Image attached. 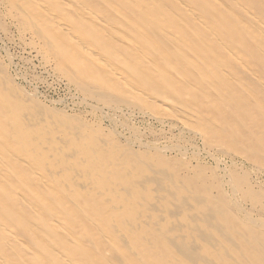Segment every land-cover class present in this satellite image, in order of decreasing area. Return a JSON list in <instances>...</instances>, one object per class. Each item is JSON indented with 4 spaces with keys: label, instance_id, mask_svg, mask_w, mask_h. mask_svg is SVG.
<instances>
[{
    "label": "rangeland",
    "instance_id": "obj_1",
    "mask_svg": "<svg viewBox=\"0 0 264 264\" xmlns=\"http://www.w3.org/2000/svg\"><path fill=\"white\" fill-rule=\"evenodd\" d=\"M0 1V15L2 16H0V70L2 71L0 73V122L5 119L3 115L6 117L9 115V118L13 119L11 116L15 107H20V110L24 109L23 112H26L27 109L32 110V108H34L31 112L36 113L33 115L30 112H27L28 114L26 113L25 117H27L30 113V115H33L31 116L32 119H35V116H37L36 119L39 118L40 120V118H42L41 121L44 120V123L41 121L37 122L39 120H36L37 124H35V122H33V124L28 121L30 125L29 129H31V125L33 128L30 133L28 132L25 135L28 138H31L30 136H32L34 139L44 137L46 138L45 140H49V142L52 138L53 144L55 141L61 143L64 142L66 144L68 142L67 140H69V138H71V136L74 134L77 139L73 135L72 139H70L69 142L72 143L73 141H77V135H79V140L77 141L78 145L75 149L80 148L81 150L86 146L85 149L88 150L87 152H91V149L94 150L95 148H98L97 145H99L101 147V151L99 150V153L96 154L99 156V160H104V164H102V166L104 165L105 167L103 168L99 165V169L96 167L97 164H93V166H91L92 164L90 165V163H87V165L86 163H83L82 165L84 166H81L82 169L85 168L83 169V171H85L83 174L88 176L85 177L87 179L84 178L85 175L82 176L83 183L86 184L88 182L87 186L90 185L89 187H87V191L93 189L96 191L98 189L95 188L98 187L100 188L99 191L101 192V187L104 189V184L101 185L103 179L106 180L103 181L104 183H108L111 181L112 177L113 179L115 178V184L117 185H114L112 179L111 184L105 183L106 189L109 186L111 187L107 190H121V187H119L118 185L120 184L121 186V184H124L122 186H124V190L127 191L128 188L126 185L128 181L132 180V178L130 177L129 179L123 174L124 172L121 173L122 168L120 167H123L125 165V163H122L125 160L132 162L134 160H148L151 158L149 160L150 163H155L153 169L158 173L159 171H161L160 173L163 175L162 178H165V181L162 182H165V184H163L165 185V187H163L164 190L160 191L161 181H154L155 183H151L152 180L150 182L147 180L148 184H146V186H143V188L138 187L135 191H127L129 195L131 193L132 196H135L133 197V199L137 198L140 200L144 197V200H140L141 204H145L147 198L149 200L148 204L154 205L155 202L157 203H155L156 206H152V210L150 209L151 211L149 215H151L152 219L148 220L151 221L149 225L145 228L143 227L139 228V230L137 229L138 232L136 231L130 237V249L127 247L124 241L119 243V246H125L124 250L127 253L130 252L131 254L135 252V257L137 256V260L141 258L143 264H156L159 262V260L164 259L165 260L162 262H164L165 264H206L207 262L210 263V261L212 262V264H264V226L260 228V226L264 223V86L262 85V83L264 84V0H180L181 2H177L179 0H71L78 9L82 10V7L87 8V19L84 20L73 10L69 11L68 15L67 13L65 14V18L69 21L72 28L77 32L76 34L80 37L79 39H81L82 43H86L87 45L92 46L91 48L96 49L98 53H100L101 55L103 54L105 57L110 58L111 54H121V67H123V63L129 66V64H132V62L134 61V58L140 56L142 53H145L144 55L148 56L147 58L152 61L154 66L148 68L145 75H149V79L153 83V85L151 84V86L144 84L143 86L142 84H140L142 90L141 92L144 95L146 94L144 97H137L132 94V96L130 97L128 96V92L126 91V89H123L124 87L121 86V89L119 88L120 85L119 87H117L118 85L112 88L107 87L105 84L107 81L105 70L102 67L100 68V66H98V64L93 61L94 59H91L88 54L84 53L83 51H81V49L75 46H72V51L69 50V58H71L68 63L72 74L76 75L77 79L68 77L73 75L69 74L67 76L66 73L64 74V71H62L57 66V62L54 63L56 60L53 55L40 49L37 39L34 38L35 36L31 34L33 28L31 29L30 24L26 20L18 16L19 11H10L9 0ZM3 4H5L6 6H3ZM183 4L186 7L188 6L189 9L186 8ZM187 9L189 11H187ZM189 12L192 13V15L197 19H200L199 24L198 22L194 21L196 19L193 18L192 15L189 14ZM202 20H205L206 23ZM23 21L26 24L23 23ZM90 22L95 26H92ZM200 23H202L204 26ZM100 26L105 27L106 31L101 30ZM207 27H210L208 28L210 30H208ZM114 29L116 31H114ZM31 35L32 37H30ZM60 38L62 42H68L65 36L61 35ZM128 38L130 39V42L135 43L134 48H132V51L134 50L133 52L127 50V46L130 43ZM222 48L223 50H221ZM28 51L30 54L28 53ZM77 54H79V56ZM43 55L45 59H43ZM85 55L87 57H85ZM6 56L11 62H8ZM46 56L49 57V61ZM79 57L81 58L79 59ZM88 58L91 60L88 61ZM91 61H93V63ZM74 63H76V65ZM161 63H164V65ZM121 67L119 68L122 69ZM161 68L168 74V76L162 73L159 74L158 70L160 71ZM101 69L103 70L101 71ZM96 70H98V72ZM155 71L157 72V74ZM224 71L225 76L222 75ZM13 72L15 74L17 73L16 77ZM251 72L253 73V75L250 74ZM3 73H5L6 75ZM176 73H179L183 77V79H170L172 77H170L169 75L175 76ZM155 74L157 75V77H159L160 75L162 78L158 80L157 78H155ZM230 76L232 80L230 79ZM255 76L261 80V83L258 82V79H256ZM78 77L81 81H84L87 84V89H81L78 86L79 83L77 82L80 81ZM94 80L97 81L95 82ZM160 81L163 82V84H166L167 87L160 84ZM18 86L20 87L18 88ZM77 87L79 89H77ZM101 88H103L104 90H102ZM118 90L120 91V93ZM177 90L179 91V93L175 94L174 91L178 92ZM162 91H165L163 92L164 94L172 95L179 100L177 104H175V106L177 107L175 109L179 114H182L179 110L187 111V109L189 110V108L192 107L198 108V115L196 117L199 119L198 122L201 124H199L201 126L199 128L202 129V137L199 138L198 136H194V134H190L186 130L182 129L181 125H179L174 118L167 117L166 113L161 108L157 111V108L155 109L154 105L151 102L149 103V99H154L155 97H157V92ZM125 93H127V95ZM12 94L15 98L12 97V99H10V97L13 96ZM17 94L19 97L17 96ZM22 94H25V97L27 99H30L31 97L32 98L30 100H27L23 97L24 95L22 96ZM152 94H154L155 96ZM26 95L29 97H27ZM177 95H181L182 98H178ZM202 95H207V100L203 101ZM115 96H117L120 100L116 99L117 97ZM230 96H233V98H230ZM234 96L236 98L238 96H242L243 98L237 101L235 100L236 98ZM122 97L124 98V100L121 99ZM190 98H193V100ZM225 98L229 100L225 101ZM100 99L102 100V102H100ZM21 100H26V103L24 101L26 106ZM75 101L78 102V104ZM21 102L23 103V107L21 106ZM34 103L38 105L37 108V105ZM87 103L90 104L87 105ZM132 103L135 104L132 105ZM102 104L104 105L102 106ZM5 105L6 108H4ZM127 105L128 107H126ZM30 106L32 108H30ZM185 107L187 108L185 109ZM38 108L40 109V111ZM41 109L43 110L41 111ZM138 109L140 112L138 111ZM37 111L38 113L41 112L42 115L40 116V113L38 114ZM131 111H133V114H131ZM147 111H151L149 114L156 113L164 115L163 118L165 119L163 120H165V122H167L168 124L164 123L166 125H163V123H157V121H155L154 119L146 117L148 116ZM9 112L11 114H9ZM244 112L245 117L243 116ZM52 113L55 115H53ZM105 113H107V115H105ZM44 115H48V119H45ZM49 115L51 116V122L55 121L53 124L50 123ZM54 117L58 121L53 120L55 119ZM184 119L187 120L188 118L186 117ZM212 120H216L215 122L218 124H216L215 122L213 123ZM63 121L65 122V124L67 122L68 126L71 125L73 127L74 125V127H71L72 129H69L70 127L68 128L67 125L64 127ZM10 122L12 121H9V126L13 125V127H19L17 122ZM45 122H47L48 125ZM58 122H60L61 127L58 126ZM78 122H81V124ZM51 124L53 126H56L51 127ZM173 124H175L176 126L174 127ZM222 124H224V126ZM40 125H43L44 127L42 126V128H38L37 126ZM110 128L114 131L112 132ZM176 128H178L179 130ZM242 128H244L245 130H242ZM58 130H60V132H58ZM69 130H72V133L73 130H75L76 132L80 130V133H76L74 131L75 133L71 135V132H69ZM180 130L182 132H180ZM242 131H245L246 134ZM57 132L61 134H58ZM186 132L190 135H188ZM35 134H37V136ZM48 134L49 136H47ZM247 134L248 136H246ZM11 135L12 134L10 133H7L5 135V138H7L9 142L7 143V146L13 142ZM56 136L61 140L56 138ZM54 137L56 138L55 140H53ZM62 137L64 139H62ZM201 138L202 142H200ZM137 140L140 141L138 142ZM69 142L67 143V146L64 147L65 149L67 147L71 148ZM85 142H87V144ZM103 143L106 144L104 145ZM0 144L2 145L1 142ZM107 145L109 148L107 147ZM150 145L154 148H152ZM169 145H171L172 147ZM155 147L157 148V150L155 149ZM195 148L198 150V152ZM135 149L138 152H136ZM42 151H45L44 153L46 154L50 152V150L48 151V149H42ZM81 153L82 152L77 153L78 157H80V155L81 157L83 156V153ZM107 153H109L110 155L108 156ZM130 153L133 154L131 155ZM136 154L137 156L134 157L133 155ZM48 155L47 157L45 156V161L47 162L46 165H52L54 167L57 166L55 167V169L57 170L62 169V167L64 168L63 165L65 160H63L62 163L63 158H58L56 157L57 155ZM14 156H10V164L13 167V170H19V172L22 173L24 179H26L28 170L30 169H28V167L27 169L26 167L22 169L18 166L16 158H20V152H16ZM153 156L155 157V159ZM48 157L50 158V160H48ZM59 157H62L61 153L59 154ZM54 158H58L59 163H57V159L55 160ZM117 158L119 159V162L115 160ZM70 161L72 163L74 162V160L72 161V158H70ZM13 163L15 165H13ZM60 163L62 164L60 165ZM214 163H216L217 166L213 165ZM115 164L117 165L115 166ZM142 165L143 164H138L139 174H137L139 176L140 174H142L141 176L145 177V171L143 169L144 165ZM28 166H30L31 168H33L34 166V169L36 167L38 169H43L39 164H35L34 158L29 161ZM60 166L62 167L59 168ZM109 168H111L110 171H108ZM87 169H91L94 172L88 170L90 173L87 174ZM95 169H98V171H96ZM62 171L60 170L58 172ZM71 171L72 170H70V173L69 171L68 173L66 172L64 176H62V174H64L62 173L59 176H55L56 178L54 177L56 182L55 188L57 189V191L59 190V193L56 195L57 197L55 198V200H48L49 203H51H48V205H50L51 207L54 206L59 208V206H62V204L69 206L70 204L74 205L75 203L79 207H76V212L88 211L87 213H91V206L89 208L87 207V204H91L89 195L83 197L82 195H85L84 193H82L84 190L80 191L77 185V187L73 185V181L71 179L72 177L70 175L73 174V172L71 173ZM102 172L103 175L106 174L104 175V177L103 175H100V173ZM93 173H96V176ZM97 173L102 177V179H100L101 177L97 176ZM67 175L68 177H65ZM93 176L95 180L96 177L98 179L96 180V183H92V181H90L93 179H91L90 177ZM124 177L127 179H125ZM229 177L230 179H227ZM14 178L15 175L11 177V181H14ZM58 178L62 180H59L58 182ZM107 178H110V180L108 181ZM151 178L147 176V179ZM69 180H71V183ZM95 180H93V182H95ZM119 180L120 182L118 184ZM228 181L230 184L228 183ZM226 182L228 185H225ZM61 183H64L65 186H63L64 184ZM90 183H92V185L95 184L94 186L97 187H91L92 185ZM98 183L99 185H101L100 187L97 185ZM172 183L173 185H171ZM60 184L61 187H59ZM18 185L27 193V197L29 199L28 202L34 207H41L45 202V199H47V195L49 194L42 186H36L34 188H38L37 190L40 193V195L37 194L39 198L36 199L35 196L32 197L33 193H30L29 187L26 188L22 184ZM66 185H69L70 187H67ZM231 185L232 189H234L235 191L230 188ZM144 188L146 191L144 190ZM107 190L105 191V193L107 192ZM72 191L74 194L72 193ZM109 191L106 194L100 193L99 198L101 196H105V198H101L106 199L107 201L110 197L109 195H107L110 194L111 191ZM33 192H35V190H33ZM147 192H150L148 196ZM59 194H61V197ZM125 194L126 192L122 191V193L120 194L121 198L125 196ZM153 195H155L156 197ZM138 196H140L141 198H139ZM157 196H159V198ZM172 198H175L176 200ZM56 199H61V202L65 203H61L60 205V200ZM119 200L120 199L118 198L112 201L110 204L113 206H115L114 204H116V206H118L120 205L118 203L120 202ZM197 201L201 202L198 203ZM182 203H184V205ZM173 204H175L176 206ZM233 205H235V207ZM165 207L168 211H166ZM47 209L48 208H46V206L42 207L43 211H47ZM118 212H120L119 214L117 213L118 216L115 213L116 217L114 218V220H116V222H118V219H121L123 216L126 218L125 221L134 220L131 215L129 216L127 206L124 208L122 207V209H119ZM246 212L248 213V216ZM24 214L26 215L27 213ZM249 216L255 221V224H253L254 222H252L253 220ZM248 218L252 223L248 222L250 221ZM171 219L173 220V223L171 222ZM152 221H155V223L153 224ZM215 229L219 231L215 232ZM194 234V240L192 241V235ZM179 235H182V238ZM227 235L228 238L226 237ZM203 236L204 238H202ZM226 238L229 240V242L226 240ZM136 239H139L144 243H146L147 241L145 239H148L149 248H147V251L141 250V248L136 244ZM33 240L34 239H31L29 241L35 242L34 245L36 246L38 242L36 243V241ZM162 243L164 244V246H162ZM196 243L198 247L200 246L199 249L196 246ZM252 245L254 246L252 247ZM192 246H194V248H197V250L201 252L199 253L196 249L191 252L193 249ZM186 247L188 249H186ZM105 249L107 251H105V253H107L105 254L106 263L112 262L115 264H122L119 259H116V256V262H114L115 260H113V258L115 253L110 251V248ZM109 255H111L113 258ZM144 255H146L145 258L143 257ZM184 256L186 258H184ZM200 256L201 258L199 259ZM167 259L170 260L167 261ZM206 260L208 261L206 262Z\"/></svg>",
    "mask_w": 264,
    "mask_h": 264
},
{
    "label": "bare ground",
    "instance_id": "obj_2",
    "mask_svg": "<svg viewBox=\"0 0 264 264\" xmlns=\"http://www.w3.org/2000/svg\"><path fill=\"white\" fill-rule=\"evenodd\" d=\"M76 1V0H75ZM82 1V0H81ZM1 2V1H0ZM138 2V1H137ZM177 2H181L180 0L177 1ZM6 3V2H5ZM183 3V2H182ZM87 4V3H86ZM85 4V5H86ZM1 5V4H0ZM5 4H3L4 6ZM8 5V4H7ZM112 5V4H111ZM110 5V6H111ZM149 5V4H147ZM151 5V4H150ZM184 5V4H183ZM182 5V6H183ZM6 6V5H5ZM82 6V5H81ZM84 6V5H83ZM139 6V5H137ZM185 6V5H184ZM112 7V6H111ZM129 7V6H128ZM186 7V6H185ZM6 8V7H5ZM188 8V6L186 7ZM8 9V8H7ZM9 9L10 11H13V10H16V11H19L18 12V16H20L22 19L26 20L29 24H30V27L31 29L33 28V30L31 31V34L33 36H35L34 38L37 39L38 43H39V46H40V49L41 50H44L45 52H48L50 54L53 55V57L55 58V62H57V66L62 70L64 71V74L66 73L67 76L69 74L73 75V76H68V77H72L74 79H77L76 75L72 74L71 72V69L69 68V61H70V58H69V53L70 51L69 50H73V47L72 46H75L79 49H81V51H83L84 53L88 54L89 57L91 59H94L93 61L96 62V64H98V66H100V68L102 67L104 70H105V73H106V76H107V81H106V86L107 87H119L120 85V89H121V86L124 87L123 89H126V91L128 92V96H137V97H144L145 95L141 92V87H140V84H142L144 86V84H147V85H153V83L150 81L149 79V75H145L148 70V68H151L153 67V63L152 61L147 58L148 56L144 55L145 53H142L140 56L138 57H135L134 58V61L132 62V64L130 63L129 66L127 64H124L123 63V67H121L122 63H120V59L122 58L121 57V54L119 53H116V54H111L110 55V58L109 57H105L103 54V56L98 53V51H96V49L94 48H91L92 46H89L87 45L86 43H82L81 39H79L80 37L76 34L77 32L72 28V26L70 25L69 21L65 18V14L67 13V15L69 14V11L73 10L75 11V13H77V15H79L81 18L84 19H87V8H84L82 7L80 9H78L71 0H9ZM86 9V10H85ZM89 9V8H88ZM189 9V8H188ZM187 9V11H189ZM211 9V8H210ZM1 10V9H0ZM166 10V9H165ZM170 10V9H169ZM194 11V10H193ZM192 11V12H193ZM4 12V11H3ZM153 12V11H152ZM191 12V11H190ZM192 15V13H190ZM90 13V12H89ZM174 13V12H173ZM194 14V13H193ZM71 15V14H70ZM168 15V14H167ZM235 15V14H234ZM1 16V15H0ZM5 16V15H3ZM2 17V16H1ZM193 18H195L196 22H200V19H197L196 17H194L192 15ZM235 17V16H234ZM254 17V16H252ZM5 18V17H4ZM97 18V17H96ZM162 18V17H161ZM99 20V19H98ZM79 21V19H78ZM149 21V20H148ZM203 22H205V20H202ZM8 22V21H7ZM102 22V21H101ZM195 22V23H196ZM21 23V22H20ZM23 23H25L23 21ZM91 23V22H90ZM103 23V22H102ZM140 23V22H139ZM142 23V22H141ZM163 23V22H162ZM206 23V22H205ZM26 24V23H25ZM92 24V23H91ZM135 24V23H134ZM202 24V23H200ZM5 25V24H4ZM11 25V24H10ZM102 25V24H101ZM203 25V24H202ZM92 26H95L94 24H92ZM137 26V25H135ZM189 26V25H188ZM204 26V25H203ZM22 27V26H21ZM25 27V26H24ZM201 27V26H200ZM213 27V26H212ZM16 28V27H15ZM19 28V27H18ZM98 28V27H97ZM206 28V26H205ZM210 28V27H207V29ZM30 29V30H31ZM99 29V28H98ZM100 29L103 30V31H106V28L105 27H102L100 26ZM140 29V28H139ZM138 29V30H139ZM81 30V29H80ZM137 30V29H136ZM143 30V29H142ZM193 30V29H192ZM210 30V29H208ZM6 31V30H5ZM21 31V30H20ZM114 31H116L114 29ZM160 31V30H159ZM22 32V31H21ZM94 32V31H93ZM194 32V31H193ZM20 33V32H19ZM100 33V32H99ZM104 33V32H103ZM118 33V31H117ZM211 33V32H210ZM213 33V32H212ZM30 34V33H29ZM95 34V33H94ZM101 34H102V31H101ZM130 34V33H129ZM214 34V33H213ZM21 35V34H20ZM32 35L30 37H32ZM61 35L65 36L66 39L68 40L67 43L65 42H62L61 41ZM104 35V34H103ZM108 35V34H107ZM110 35V34H109ZM169 35V34H168ZM87 36V35H86ZM123 36V35H121ZM171 36V35H170ZM213 36H216V35H213ZM126 37V36H125ZM19 38V36H18ZM123 38V37H122ZM35 39V40H36ZM95 39V38H94ZM129 39V38H128ZM178 39V38H177ZM253 39V38H252ZM19 40V39H18ZM23 40V39H22ZM20 40V41H22ZM115 40V39H114ZM149 40V39H148ZM81 41V42H80ZM255 41V40H254ZM84 42V41H83ZM129 42H130V39H129ZM6 43V42H5ZM30 44V43H29ZM36 44V43H35ZM33 44V45H35ZM221 44V43H220ZM97 45V43H96ZM127 45V44H126ZM134 45L135 43H132L130 42L127 46V50H130L132 51V48H134ZM222 45V44H221ZM38 46V47H39ZM123 46V45H122ZM139 46V45H138ZM153 46V45H152ZM156 46V45H155ZM184 46V45H183ZM187 46V45H186ZM1 47V46H0ZM35 47V46H34ZM224 47V45H223ZM126 48V47H125ZM177 48V47H176ZM39 49V48H38ZM37 49V50H38ZM110 49V48H109ZM2 50V49H1ZM4 50V49H3ZM6 50V48H5ZM34 50V48H33ZM71 50V51H72ZM137 50V48H136ZM135 50V52H136ZM141 50V49H140ZM210 50V49H209ZM223 50V48L221 49ZM111 51V50H110ZM109 51V52H110ZM126 51V50H125ZM134 51V50H133ZM132 51V52H133ZM139 51V50H138ZM228 51V50H227ZM35 52V51H34ZM42 52V51H41ZM40 52V53H41ZM44 52V53H45ZM74 52V51H73ZM229 52V51H228ZM4 53V52H3ZM6 53V51H5ZM27 53V52H26ZM29 53V51H28ZM80 53V52H79ZM140 53V52H139ZM9 54V53H8ZM30 54V53H29ZM38 54V53H37ZM72 54V53H71ZM74 54V53H73ZM181 54V53H180ZM39 55V54H38ZM75 55V54H74ZM79 56V54H77ZM264 55V54H263ZM77 56V57H78ZM9 57V56H8ZM35 57V56H34ZM44 57V55H43ZM47 57V56H46ZM52 57V56H51ZM50 57V58H51ZM73 57V56H72ZM76 57V56H75ZM85 57H87L85 55ZM112 57V58H111ZM124 57V56H123ZM168 57V56H167ZM198 57V55H197ZM234 57V56H232ZM7 58V56H6ZM13 58V57H12ZM31 58V57H30ZM48 58V61H49V57ZM81 57H79L80 59ZM10 59V58H9ZM45 59V57L43 58ZM77 59V58H76ZM88 58V61L91 60ZM236 59V58H235ZM8 60V58H7ZM52 60V59H51ZM54 60V59H53ZM74 60V59H73ZM234 60V59H233ZM93 61H91L93 63ZM191 61V60H190ZM240 61V60H239ZM238 61V62H239ZM8 62H11L10 60H8ZM47 63V62H46ZM129 63V62H128ZM196 63V61H195ZM8 64V63H7ZM50 64V63H49ZM76 65V63H74ZM78 64V63H77ZM164 65V63H161ZM43 65V64H42ZM55 65V64H54ZM41 66V65H40ZM74 66V65H73ZM192 66V65H191ZM226 66V65H225ZM242 66V65H241ZM119 67H121L122 69H120ZM161 67V66H160ZM243 67V66H242ZM44 68V67H43ZM57 68V69H59ZM72 68V67H71ZM84 68V67H83ZM124 68V69H123ZM209 68V67H208ZM14 69V68H13ZM53 69H56V68H53ZM75 69V67H74ZM101 69V71L103 70ZM126 69V70H125ZM153 69V68H152ZM211 69V68H210ZM46 70V69H45ZM213 70V69H212ZM244 70V69H243ZM61 71V72H62ZM77 71V70H76ZM98 72V70H96ZM223 71V70H221ZM248 71V70H247ZM2 71L0 70V73ZM10 72V71H9ZM46 72V71H45ZM75 72V71H74ZM73 72V73H74ZM91 72V71H90ZM127 72V73H126ZM156 72V71H155ZM159 74L162 73V74H165L166 76H168V74L162 70V68L160 69V71L158 70ZM194 72V71H193ZM14 73V72H13ZM104 73V72H103ZM150 73V72H148ZM225 71L223 72L222 75L225 76ZM227 73V72H226ZM5 74V73H3ZM15 74V73H14ZM17 74V73H16ZM16 74H15V77H16ZM52 74V73H51ZM94 74V73H93ZM99 74V73H98ZM157 74V72H156ZM155 74V78H157L158 80L160 78H162L160 75L159 77H157V75ZM229 74V73H228ZM250 74L253 75V73L251 72ZM6 75V74H5ZM47 75V74H46ZM49 75V74H48ZM103 75V74H102ZM8 76H11V75H8ZM52 76V75H51ZM59 76V75H58ZM88 76V75H87ZM94 76V75H93ZM170 79L172 80H182L183 77L179 74V73H176L175 76H171L169 75ZM204 76V75H203ZM227 76V75H226ZM229 76V75H228ZM240 76V75H239ZM257 76V75H256ZM255 76V77H256ZM3 77V76H2ZM193 77V76H192ZM196 77V76H195ZM5 78V77H4ZM57 78V77H56ZM69 78V79H70ZM106 78V77H105ZM78 79L80 80V78L78 77ZM88 79V78H87ZM94 79V77H93ZM100 79V78H99ZM230 79H231V76H230ZM256 79H258V82L261 83V80L259 78L256 77ZM7 80V79H6ZM164 80V79H163ZM166 80V78H165ZM201 80V79H200ZM232 80V79H231ZM229 80V81H231ZM234 80V78H233ZM53 81V80H52ZM61 81V80H60ZM95 81V80H94ZM97 81V80H96ZM95 81V82H96ZM102 81V80H100ZM99 81V82H100ZM13 82V81H12ZM105 82V81H104ZM161 82V81H160ZM159 82V83H160ZM201 82V81H200ZM224 82V81H223ZM67 83V82H65ZM79 83L78 86L81 88V89H87L86 87L87 84L84 82V81H79L77 82ZM185 83V82H184ZM103 84V82H102ZM160 84L166 86V84H163V82H161ZM12 85V84H11ZM67 85V84H66ZM100 85V83H99ZM151 85V86H152ZM156 85V84H155ZM262 85L264 86V84L262 83ZM68 86V85H67ZM74 86V85H73ZM102 86V85H101ZM9 87V86H8ZM20 86H18L19 88ZM155 87V86H154ZM167 87V86H166ZM195 87V86H194ZM10 88V87H9ZM23 88V87H21ZM90 88V86H89ZM100 88V87H99ZM243 88V87H242ZM67 89V88H66ZM77 89H79L77 87ZM102 90H104L103 88H101ZM210 89V88H209ZM244 89V88H243ZM70 90V89H69ZM12 91V90H11ZM10 91V92H11ZM67 91V90H66ZM78 91V90H77ZM109 91V89H108ZM119 91V90H118ZM116 91V92H118ZM178 91V90H177ZM227 91V90H226ZM230 91V90H229ZM248 91V90H247ZM246 91V92H247ZM69 92V91H68ZM74 92V91H73ZM82 92V91H81ZM90 92V91H89ZM163 92L165 91H162V92H157V97H155L154 99H149V103L151 102L155 109L157 108V111L161 108L165 113H166V116L167 117H172L176 120V122L181 125L182 129L186 130L187 132H189L190 134H194V136H198L199 138L203 136V133H202V129H200L199 127H201L200 123L198 122L199 119L196 117L198 114H197V109L198 108H195V107H192V108H189V110L187 109V111H184V110H179L182 114H179L177 113V110L175 108H177L175 106V104H177V102L179 101L178 99H176L174 96L172 95H167V94H164ZM175 94H178V92L174 91ZM15 93V92H14ZM17 93V92H16ZM27 93V92H26ZM72 93V92H71ZM79 93V92H78ZM87 93V92H86ZM95 93V92H94ZM108 93V92H107ZM106 93V94H107ZM120 93V91H119ZM123 93V91H122ZM130 93V95H129ZM217 93V92H216ZM243 93V92H242ZM11 94V93H10ZM20 94V93H19ZM28 94V93H27ZM34 94V93H33ZM93 94V93H92ZM100 94V93H99ZM111 94V93H110ZM109 94V95H110ZM127 95V93H125ZM124 94V95H125ZM132 94V95H131ZM155 94V93H154ZM152 94V95H154ZM13 95V94H12ZM24 95V96H23ZM29 95V94H28ZM88 95V94H87ZM97 95V94H96ZM114 95V93H113ZM223 95V94H222ZM246 95V94H245ZM11 96V95H10ZM18 96V94H17ZM22 96L24 98L25 97V94H22ZM27 96V95H26ZM92 96V95H91ZM102 96V95H101ZM105 96V94H104ZM155 96V95H154ZM178 98H182L181 95H177ZM210 96V95H209ZM248 96V95H247ZM13 96L10 97V99H12ZM19 97V96H18ZM29 97V96H27ZM31 97V96H30ZM94 97V96H93ZM97 97V96H96ZM107 97V96H106ZM117 97V96H115ZM114 97V98H115ZM128 97V98H130ZM148 97V96H147ZM203 97V101L207 100V95H202ZM211 97V96H210ZM227 97V96H226ZM235 97V96H234ZM15 98V97H14ZM24 98H20V99H24ZM32 98V97H31ZM30 98V99H31ZM73 98V97H72ZM95 98V97H94ZM100 98V97H99ZM105 98V97H104ZM109 98V97H108ZM230 98H233V96H230ZM236 98V97H235ZM241 98H243L242 96H238L235 100L239 101ZM18 99V98H17ZM27 99V98H26ZM30 99H27V100H30ZM66 99V98H65ZM102 99V98H101ZM100 99V100H101ZM110 99V98H109ZM108 99V100H109ZM116 99H119L118 97ZM121 99L124 100V98L122 97ZM133 99V98H132ZM193 100V98H190ZM16 100V99H15ZM120 100V99H119ZM127 100V99H125ZM129 100V99H128ZM144 100V99H143ZM229 99H226L225 98V101H228ZM249 100V99H248ZM20 101V100H19ZM18 101V102H19ZM25 101L26 103V100H21ZM83 101V100H82ZM115 101V99H114ZM118 101V100H117ZM148 101V100H147ZM146 101V102H147ZM251 101V100H250ZM62 102V101H61ZM76 102V101H75ZM80 102V101H79ZM102 102V100L100 101ZM107 102V101H106ZM125 102V101H124ZM128 102V101H127ZM257 102V101H256ZM20 103V102H19ZM22 103V102H21ZM23 103L21 104V106L23 105ZM24 103V105H25ZM39 103V102H38ZM51 103V102H49ZM53 103V102H52ZM58 103V102H57ZM78 104V102H76ZM86 103V102H85ZM91 103V102H90ZM90 103H87V105H89ZM99 103V102H98ZM114 103V102H113ZM260 103V102H258ZM36 104V103H34ZM62 104V103H61ZM67 104V103H66ZM92 104V103H91ZM105 104V103H104ZM102 104V106L104 105ZM117 104V103H116ZM135 104V103H134ZM132 103V105H134ZM37 105V104H36ZM35 105V106H36ZM64 105V104H63ZM86 105V106H87ZM94 105V104H93ZM92 105V107H93ZM109 105V104H108ZM131 105V104H130ZM214 105V103H213ZM216 105V103H215ZM9 106V105H8ZM26 106V105H25ZM41 106V105H40ZM78 106V105H77ZM97 106V105H96ZM147 106V105H146ZM151 106V105H150ZM261 106V105H260ZM23 107V106H22ZM21 107V108H22ZM29 107V106H27ZM38 107V105L36 106V108ZM91 107V106H89ZM101 107V106H100ZM106 107V106H104ZM117 107V106H116ZM128 107V105L126 106ZM153 107V109H154ZM6 108V105L5 107ZM8 108V107H7ZM30 108H32L30 106ZM45 108V107H43ZM69 108V107H68ZM82 108V107H81ZM96 108V107H95ZM94 108V109H95ZM108 108V106H107ZM137 108V107H136ZM139 108V107H138ZM152 108V107H151ZM187 107H185L186 109ZM202 108V107H201ZM27 109V108H26ZM34 108H32V110H29L27 109L26 112H23L24 109H21L20 110V107H15L13 113H12V118H9V115L6 117L3 115V117H5V119L0 122V142L2 143V145L0 144V264H115V263H112V262H109V263H106L105 262V251L106 249L105 248H110L112 252H114V258L113 260H115L114 262H116V259L120 260V262L122 264H143V262L141 261L142 259H138L137 260V256L135 257V252H132L130 254L129 250L127 253L125 250H124V247L122 245L119 246V243L123 242L126 243L127 247L130 249V237L137 231V229L139 230V228H145L149 225V223L151 221H148L149 219L151 220V215H149L150 211L153 209L152 206L155 205V202L154 205H151V204H148L149 203V200L147 198V201L145 202V204H141L140 200L143 199L144 200V197L141 198L140 196H138L139 198H141L140 200L139 199H133V197L135 196H132L131 193L129 195V193H127V191H135L138 187H141L143 188V186H146L147 183V180L150 182L152 180L151 183H153L154 181L155 182H160V191L161 190H164L163 187H165V182L162 183L163 181H165V178L163 179L162 178V174L160 173L161 171H159V173L157 171H155L153 169V166L155 163H150V159L148 160H134L132 162L130 161H123L122 163H125V165L120 168H122L121 170V173H123L125 176H127V178L130 179V177L132 178L131 181H128L127 183V191L124 190V184H119L120 180L118 181V186L121 187V190L120 189H115L114 191L112 190H107L108 188H111L110 186L106 189L105 187V183L103 181H106L103 179V181L101 182V185L104 184V189L107 190V192L109 191L110 194H107L109 195L108 197V200L106 201V199H102L103 197L105 198V196H101L99 198V195L100 193L103 194L105 193L106 190H104L102 187H101V192L99 191L100 188H98L97 186H94L95 184L92 185V183H96V180L97 177H96V180L94 179V176L93 177H90L92 180V183H90L92 186L91 187H97L95 189H98V190H90V191H87V183H83V180H82V176H84L85 174H83L85 171H83V168L81 166H84L82 165L83 163H87L91 166H93V164H97V168H99V165L101 167H105L104 165L102 166V164H104V160H99L98 159V155L96 153H99V150L101 149V147L99 145L98 148H95L94 150L91 149V152H87L88 150L85 149V147L83 149L80 150L79 149H75L77 148L76 146L78 145V140H79V135L78 136V140L77 141H71L72 143H70V139H72V136L74 135L73 133H75L76 131L73 130V133L71 132L72 130H69V132H71V138H69V140H67L69 142V144L71 145V148L70 147H67L66 149L64 147L67 146V143L65 144L64 142H52V138L50 139V142L49 140H45L46 138H33L32 136H30L31 138H28L27 136H25L28 132L30 133V131L33 129L32 128V125H31V129H29L30 125L28 123V121L30 123H33L35 122L36 123V120H39V118L36 119L37 116H35V119L31 116H33L35 113H32L31 111H33ZM39 109V108H38ZM37 109V110H38ZM91 109V108H90ZM93 109V110H94ZM118 109V108H117ZM129 109V108H128ZM132 109V108H131ZM140 109V108H139ZM138 109V111H139ZM175 109V110H174ZM8 110V109H6ZM43 109H41L42 111ZM51 110V109H50ZM53 110V109H52ZM98 110V109H96ZM40 111V109H39ZM47 111V110H46ZM58 111V110H57ZM55 111V112H57ZM62 111V110H61ZM73 111V110H72ZM102 111V110H101ZM137 111V112H138ZM143 111V110H142ZM141 111V112H142ZM224 111V110H223ZM12 112V111H11ZM27 112H30L31 114L33 115H30L29 113V118L28 116H26V113ZM59 112V111H58ZM126 112V111H125ZM133 111H131V114ZM140 112V111H139ZM144 112V111H143ZM148 112V111H147ZM151 111L148 112V116L146 117H150L152 119H154L155 121H157V123L160 122L163 123V125H166L168 124L167 122H165V118L164 115L162 114H149ZM154 112V111H153ZM160 112V111H159ZM215 112V111H214ZM219 112V111H218ZM24 113V114H23ZM38 113V111H37ZM40 113V116L42 115L41 112ZM38 113V114H39ZM46 113V112H45ZM95 113V112H94ZM101 113V112H100ZM108 113V112H107ZM107 113H105V115H107ZM9 114H11L9 112ZM28 114V113H27ZM36 114V115H38ZM53 114V113H52ZM129 114V113H128ZM144 114V113H143ZM146 114V113H145ZM217 114V113H216ZM230 114V113H229ZM55 115V114H53ZM57 115V113H56ZM65 115V114H64ZM100 115V114H99ZM125 115V114H124ZM137 115V114H136ZM45 116V115H44ZM43 116V117H44ZM67 116V115H66ZM101 116V115H100ZM144 116V115H143ZM205 116V115H204ZM245 117V112H244V115ZM47 116H45V119H48ZM49 119H50V123H54L53 121L51 122V116L49 115ZM118 117V116H117ZM188 118L187 120H185L184 118ZM206 117V116H205ZM209 117V116H208ZM220 117V116H219ZM31 118V119H30ZM53 118V117H52ZM55 118V117H54ZM62 118V117H61ZM67 118V117H66ZM68 118H69V115H68ZM94 118V117H93ZM210 118V117H209ZM208 118V119H209ZM11 119V120H10ZM42 118H40L39 121L37 122H40ZM74 119V118H73ZM144 119V118H143ZM207 119V118H205ZM219 119V118H218ZM234 119V118H233ZM53 120H57L56 118L53 119ZM75 120V119H74ZM113 120V119H112ZM148 120V119H147ZM9 121H12L13 123L14 122H17L18 124V128L17 126H14L13 125H10L9 126ZM58 121V120H57ZM62 121V119H61ZM60 121V122H61ZM124 121V120H123ZM137 121V120H136ZM142 121V119H141ZM170 121V120H169ZM213 123L216 121L212 120ZM242 121V120H241ZM10 122V123H12ZM44 123V120L41 121ZM49 122V120H48ZM60 122H58V126L61 127V124ZM173 122V121H172ZM47 123V122H45ZM57 123V122H56ZM63 126L65 127L67 125V122L65 124V122L63 121ZM81 124V122H78ZM77 123V124H78ZM166 123V124H164ZM216 123V122H215ZM223 123V122H222ZM264 123V122H263ZM34 124V123H33ZM42 124V123H41ZM51 124V125H52ZM116 124V123H115ZM119 124V123H118ZM121 124V122H120ZM172 124V123H171ZM200 124V125H199ZM212 124V123H211ZM218 124V123H216ZM220 124V123H219ZM39 125V124H38ZM44 125V124H43ZM42 125V126H43ZM48 125V123H47ZM49 125V126H51ZM70 125V123H69ZM76 125V124H75ZM113 125V124H112ZM174 127L176 126L175 124H173ZM224 126V124H222ZM41 126V125H40ZM37 126L38 128H42V126ZM56 126V125H55ZM55 126H51V127H55ZM57 126V127H58ZM62 126V127H63ZM68 126V125H67ZM77 126V125H76ZM83 126V125H82ZM119 126V125H118ZM127 126V125H126ZM172 126V125H171ZM222 126V128H223ZM239 126V125H238ZM33 127H36V126H33ZM44 127V126H43ZM47 127V126H46ZM45 127V128H46ZM56 127V128H57ZM70 127V128H69ZM72 126H68L69 129H72L74 127L71 128ZM78 127V126H77ZM111 127V126H110ZM172 127V128H174ZM221 127V126H220ZM76 128V127H75ZM74 128V129H75ZM80 128V127H79ZM115 128V127H114ZM63 129V128H62ZM66 129V128H65ZM64 129V130H65ZM81 129V128H80ZM111 129V128H110ZM178 129V128H176ZM219 129V128H218ZM61 130V129H60ZM60 130H58V132H60ZM179 130V129H178ZM230 130V129H229ZM242 130H245L244 128H242ZM46 131V130H44ZM57 131V130H56ZM75 131V132H74ZM80 130H78L77 132H79ZM111 131L113 132L114 130L111 129ZM225 131V130H224ZM247 131V130H246ZM57 132V133H58ZM65 132V131H64ZM63 132V133H64ZM68 132V130H67ZM76 132V133H77ZM117 132V131H116ZM180 132H182L180 130ZM185 132V131H183ZM186 132V133H187ZM243 133L245 131H242ZM7 133H10L12 134V143H10L8 146H7V143L8 140L7 138H5V135ZM35 133V132H34ZM45 133V132H44ZM48 133V132H47ZM62 133V131H61ZM61 133H58V134H61ZM66 133V132H65ZM80 133V132H79ZM82 133V132H81ZM87 133V132H86ZM33 134V133H31ZM40 134V133H39ZM46 134V133H45ZM68 134V133H67ZM66 134V135H67ZM109 134V132H108ZM132 134V133H131ZM176 134V133H175ZM181 134V133H180ZM188 134V133H187ZM188 134V135H190ZM236 134V133H234ZM246 134V132H245ZM244 134V135H245ZM15 135V137H14ZM37 136V134H35ZM63 135V134H62ZM70 135V133H69ZM82 135V134H80ZM118 135V133H117ZM135 135V134H134ZM182 135V134H181ZM49 136V134L47 135ZM58 136V135H57ZM59 139V137H57ZM124 136V135H123ZM187 136V135H186ZM218 136V135H217ZM248 136V134L246 135ZM68 137V136H67ZM75 137V135H74ZM73 137V138H74ZM83 137H86V136H83ZM119 137V136H118ZM132 137V136H131ZM190 137V136H189ZM237 137V136H236ZM241 137V136H240ZM252 137V136H250ZM54 137L53 140L56 139ZM76 138V137H75ZM82 138V137H81ZM120 138V137H119ZM126 138V137H125ZM243 138V137H242ZM62 139H64L62 137ZM77 139V138H76ZM135 139V138H134ZM170 139V138H169ZM176 139V138H175ZM195 139V138H194ZM61 140V139H59ZM208 140V139H207ZM212 140V139H211ZM227 140V139H226ZM225 140V141H226ZM4 141V142H3ZM138 141V140H137ZM140 141V140H139ZM138 141V142H139ZM213 141V140H212ZM200 142H202V138L200 140ZM220 142V141H219ZM87 144V142H85ZM83 143V144H85ZM101 143V142H100ZM143 143V142H142ZM151 143H154V142H151ZM247 143V142H246ZM74 144V145H73ZM81 144V143H80ZM104 144V143H103ZM106 144V143H105ZM104 144V145H105ZM132 144V143H131ZM148 144V143H147ZM150 144V143H149ZM212 144H215V143H212ZM218 144V143H217ZM250 144V143H249ZM248 144V145H249ZM103 145V146H104ZM114 145V144H112ZM127 145V144H126ZM82 146V145H81ZM91 146V145H89ZM136 146V145H135ZM145 146V145H144ZM151 146V145H150ZM171 146V145H169ZM168 146V147H169ZM186 146V145H185ZM63 147V148H62ZM79 147V146H78ZM108 147V145H107ZM152 148H154L153 146H151ZM172 147V146H171ZM175 147V145H174ZM203 147V146H202ZM232 147V146H231ZM70 148V149H69ZM91 148V147H90ZM89 148V149H90ZM109 148V147H108ZM132 148V146H131ZM161 148V147H160ZM164 148V147H163ZM162 148V149H163ZM242 148V147H241ZM42 149H45L48 151L50 150L49 153H44L42 151ZM155 149L157 150V148L155 147ZM170 149V148H169ZM168 149V150H169ZM189 149V148H188ZM196 149V148H195ZM106 150V149H105ZM111 150V149H110ZM116 150V148H115ZM129 150V149H127ZM142 150V149H141ZM144 150V149H143ZM149 150V149H148ZM161 150V149H159ZM171 150H174V149H171ZM176 150V148H175ZM197 150V149H196ZM101 151V150H100ZM136 151V149H135ZM150 151V150H149ZM170 151V150H169ZM203 151V150H202ZM205 151V150H204ZM16 152H20V158H16L17 160V164L20 168L24 169V167H28V174H27V178L24 179V177L22 176V173L19 172V170L17 171H14L13 170V167L11 166V158L10 156H14V154ZM43 152V153H42ZM79 152H82L83 153V156L81 157H78L77 153ZM138 152V151H136ZM141 152V151H140ZM148 152V151H147ZM192 152V151H191ZM198 152V150H197ZM206 152V151H205ZM43 155H42V154ZM61 153V156L62 157H59V154ZM81 153V154H82ZM115 153V152H114ZM145 153V152H143ZM163 153V152H162ZM195 153V152H194ZM208 153V152H207ZM25 154V155H23ZM28 154V155H27ZM48 154H51V155H54L58 158H63L62 159V163H63V160L64 161V168L62 166H60L59 168L62 167V169H60L62 172H58L60 170H57L55 169V167L57 166H48L46 165L47 162L45 161V156L47 157ZM108 156L110 155L109 153H107ZM127 154V153H126ZM131 154V153H130ZM133 154V153H132ZM131 154V155H132ZM135 154V153H134ZM197 154V153H196ZM18 155V154H17ZM145 155V154H144ZM149 155V153H148ZM49 156V155H48ZM134 157L137 156L136 155H133ZM206 156V155H205ZM204 156V157H205ZM213 156V154H212ZM15 157V156H14ZM50 157V156H49ZM48 157V158H49ZM52 157V156H51ZM103 157V156H101ZM134 157H131V158H134ZM154 157V156H153ZM239 157V156H238ZM35 159V164H39L40 166H42L43 169H38L37 167L34 169V166L33 168H31L30 166H28L29 164V161L31 159ZM58 158L57 159V163L58 162ZM70 158H72V161L74 160V162L72 163L70 161ZM130 158V156H129ZM140 158V157H138ZM217 158V157H216ZM55 159V158H54ZM55 159V160H56ZM90 159V160H89ZM108 159V158H107ZM110 159V158H109ZM137 159V158H135ZM143 159V158H142ZM155 159V157H154ZM211 159V158H210ZM213 159V158H212ZM14 160V159H13ZM50 160V158L48 159ZM52 160V158H51ZM106 160V159H105ZM116 161H118L119 159H115ZM130 160V159H128ZM200 160V159H199ZM76 161V162H75ZM115 161V162H116ZM156 161V160H155ZM154 161V162H155ZM185 161V160H184ZM216 161V160H215ZM214 161V162H215ZM16 162V161H15ZM14 162V163H15ZM46 162V163H45ZM55 162V161H54ZM53 162V163H54ZM112 162V161H110ZM109 162V163H110ZM119 162V161H118ZM117 162V163H118ZM152 162V161H151ZM223 162V161H222ZM13 163V165H15ZM45 163V164H44ZM52 163V164H53ZM56 163V162H55ZM54 163V164H55ZM60 163V165L62 164ZM161 163V162H160ZM232 163V162H231ZM80 164V166H79ZM112 164V163H111ZM119 164V163H118ZM138 164H143L142 167L145 171V177L141 176L142 174H140V176L138 175L139 173V166ZM33 165V164H32ZM31 165V166H32ZM85 165V166H86ZM113 165V164H112ZM117 164H115L116 166ZM210 165V164H209ZM213 165H216V163H214ZM114 166V165H113ZM217 166V165H216ZM89 167V166H87ZM250 167V166H249ZM81 168V169H80ZM141 168V167H140ZM157 168V167H156ZM223 168V167H222ZM15 169V167H14ZM25 169V170H26ZM100 169V168H99ZM111 168H109L108 171H110ZM70 170L71 173L73 172V174H70L71 175V179H72V183L73 185H77L78 186V189H80V191H83L82 193H84L85 195H82L83 197H86L87 195H89V198L91 200V204L88 205L87 204V207L89 208L91 206V213H87L85 211H82V212H76V207H78L75 203L74 205L70 204L69 206L68 205H65V204H62V206H59V208L57 207H51L50 205H48L49 203V199L51 200H55V198L57 197L56 195L59 193V190L57 191V189L55 188V176H59L60 174H62V176H64L66 174V172L70 173ZM90 170L91 172L93 170L91 169H87V171ZM96 171H98V169H95ZM159 170V169H158ZM226 170V169H225ZM255 170V169H254ZM76 173H75V172ZM95 171V172H96ZM141 171V169H140ZM94 172V171H93ZM107 172V171H106ZM75 173V174H74ZM87 174L90 173L89 171L86 172ZM138 173V174H137ZM171 173V172H170ZM227 173V172H226ZM259 173V172H258ZM13 174V175H12ZM24 174V173H23ZM94 174V173H93ZM96 174V173H95ZM94 174V175H95ZM234 174V173H233ZM256 174V173H255ZM15 175V180L14 181H11V177H13ZM100 175L102 176L103 175V172L100 173ZM100 175H98L97 173V176L101 177ZM106 175V174H104ZM103 175V177H104ZM109 175V174H108ZM138 175V176H137ZM254 175V174H253ZM87 175L84 176V178L86 177ZM96 176V175H95ZM147 176L151 179H147ZM158 176V177H157ZM166 176V175H164ZM229 176V175H228ZM227 176V177H228ZM55 177V178H54ZM65 177H68L65 176ZM70 177V176H69ZM88 177V176H87ZM168 177V176H167ZM125 178V177H124ZM125 178V179H127ZM81 179V180H80ZM87 179V178H85ZM89 179V178H88ZM102 179V177L100 178ZM106 179V178H105ZM108 179V178H107ZM113 177L111 178V181H112ZM115 179V178H114ZM113 179V183L114 185H117L115 184V180ZM119 179V178H118ZM124 179V180H125ZM161 179V180H160ZM225 179V178H224ZM227 179H230L227 178ZM58 182L59 180H62V179H57ZM93 180H95V182H93ZM110 180V178L108 179V181ZM123 180V181H124ZM168 180V179H166ZM179 180V179H178ZM70 183H71V180H69ZM86 181V180H85ZM88 181V180H87ZM89 181V182H90ZM111 181L106 183V184H111ZM177 181V180H176ZM224 181V180H223ZM80 182V183H79ZM131 182V184H130ZM154 182V183H155ZM178 182V181H177ZM16 183V184H15ZM112 183V184H113ZM117 183V182H116ZM144 183V184H143ZM171 183V182H170ZM229 183V181H228ZM18 184H22L24 185L26 188L29 187V191L30 193H33L32 197L35 196L36 199H38V195H40L39 191L37 190L38 188H34L36 186H42L43 188H45V190L49 193L47 195V199H45V202L42 204L41 207L39 206H32L28 201V197H27V193L22 190ZM61 184H64V183H61ZM61 184L59 187H61ZM68 184V183H67ZM159 184V183H158ZM162 184V185H161ZM230 184V183H229ZM59 185V184H58ZM99 187L101 185H99V183L97 184ZM173 185V183L171 184ZM225 185H228L227 182L225 183ZM19 188H18V187ZM65 186V184L63 185ZM67 186V185H66ZM76 186V187H77ZM158 186V185H157ZM156 186V188H157ZM181 186V185H180ZM23 187V186H22ZM41 187V188H42ZM67 187H70L69 185ZM123 187V188H122ZM223 187V185H222ZM229 187V186H228ZM232 189V185L230 187ZM229 188V189H230ZM68 189V188H67ZM114 189V187H113ZM150 189V188H149ZM155 189V188H154ZM33 190H35V192H33ZM40 190H43V189H40ZM70 190V189H69ZM68 190V192H69ZM145 190V188H144ZM151 190V189H150ZM153 190V189H152ZM158 190V188H157ZM156 190V191H157ZM208 190V188H207ZM233 191H235L234 189H232ZM104 191V192H103ZM122 191L126 192L125 196H123L121 198L120 194L122 193ZM129 191V192H130ZM146 191V190H145ZM184 191V190H183ZM45 192V191H44ZM66 192V191H65ZM106 192V193H107ZM140 192V191H139ZM154 192V191H153ZM158 192V191H157ZM156 192V193H157ZM172 192V191H171ZM73 193V191H72ZM81 193V194H82ZM105 193V194H106ZM135 193V192H134ZM138 193V192H137ZM148 193V192H147ZM197 193V192H196ZM226 193V192H225ZM74 194V193H73ZM144 194V193H143ZM141 194V195H143ZM150 194V192L147 194V196ZM162 194V193H161ZM160 194V195H161ZM60 197H61V194H59ZM67 195V194H66ZM106 195V197H107ZM129 195V196H128ZM163 195V194H162ZM171 195V194H170ZM198 195V194H196ZM146 196V195H145ZM155 196V195H153ZM131 197V198H130ZM150 197V196H149ZM156 197V196H155ZM159 198V196H157ZM172 197V196H171ZM184 197V196H182ZM196 197V196H195ZM228 197V196H227ZM234 197V196H233ZM236 197V196H235ZM64 198V197H63ZM120 199L118 202L120 205L116 206V204H114L115 206L111 205L110 203L116 199ZM44 199V198H43ZM42 199V200H43ZM69 199V198H68ZM154 199V198H153ZM156 199V198H155ZM165 199V198H164ZM172 199H175V198H172ZM201 199V198H200ZM56 200H60L59 203L61 205V203H65V202H61V199H56ZM70 200V199H69ZM75 200V199H74ZM176 200V199H175ZM240 200V199H238ZM158 201V200H157ZM202 201V200H201ZM199 201V202H201ZM163 202V201H162ZM198 202V201H197ZM198 202V203H199ZM247 202V201H246ZM73 203V202H72ZM169 203V202H168ZM40 204V203H39ZM51 204V203H49ZM180 204V203H179ZM178 204V205H179ZM184 205V203H182ZM203 204V202H202ZM72 205V206H71ZM166 205V204H165ZM175 205V204H173ZM263 205V204H262ZM43 206H46L47 211H43L42 210V207ZM48 206V207H47ZM128 208V212H129V216L131 215L134 220H128V221H125L126 218L123 216L121 219H118V222H116V220H114V218L116 217V214L120 213L118 212L119 209H122V207H126ZM156 206V205H155ZM161 206V205H160ZM176 206V205H175ZM235 207V205H233ZM225 207V206H224ZM264 207V206H263ZM79 208V207H78ZM84 208V207H83ZM179 208V207H178ZM189 208V207H188ZM214 208V207H212ZM31 211H30V210ZM151 209V210H150ZM159 209V207H158ZM157 209V210H158ZM161 209V208H160ZM166 209V207H165ZM200 209V208H199ZM244 209V208H243ZM190 210V209H189ZM214 210V209H213ZM166 211H168L166 209ZM176 211V210H175ZM123 212V211H122ZM199 212V211H198ZM244 212V211H243ZM24 213H27L26 215ZM116 213V214H115ZM172 213V212H170ZM211 213V212H210ZM5 214V215H4ZM117 214V216H118ZM165 214V213H164ZM187 214V213H186ZM197 214V213H196ZM212 214V213H211ZM247 216H248V213L246 212ZM29 215V216H27ZM123 215V214H122ZM188 215V214H187ZM186 215V216H187ZM202 215V214H201ZM2 216V217H1ZM89 216V217H88ZM144 216V217H143ZM175 216V215H174ZM197 216V215H196ZM212 216V215H211ZM189 217V216H188ZM242 217V216H241ZM250 217V216H249ZM146 218V219H145ZM164 218V217H163ZM172 218V217H171ZM190 218V217H189ZM251 218V217H250ZM174 219V218H173ZM177 219V218H176ZM192 219H193V216H192ZM249 219V218H248ZM252 219V218H251ZM122 220V221H121ZM178 220V219H177ZM250 220V219H249ZM253 220V219H252ZM173 220L171 219V222ZM195 221V220H194ZM208 221V220H207ZM263 221V220H262ZM170 222V223H171ZM216 222V220H215ZM218 222V221H217ZM248 222H251L248 221ZM252 222H254L253 224H255V221L253 220ZM251 222V223H252ZM152 223L154 224L155 221H152ZM173 223V222H172ZM261 223V222H260ZM220 224V223H219ZM264 224V223H263ZM257 225V226H260V228L264 225ZM177 225V224H176ZM208 225V224H207ZM206 225V226H207ZM221 225V224H220ZM184 226V225H183ZM256 226V225H255ZM160 227V226H159ZM222 227V226H221ZM224 227V226H223ZM166 228V227H164ZM225 228V227H224ZM19 230V231H18ZM176 230V229H175ZM216 230V229H215ZM246 230V229H245ZM149 231V230H148ZM180 231V230H179ZM185 231V230H183ZM200 231V230H199ZM211 231V230H210ZM219 231V230H218ZM217 230L215 232H218ZM138 232V231H137ZM166 232V231H165ZM201 232V231H200ZM229 232V231H228ZM150 233V232H149ZM162 233V232H160ZM177 233V232H176ZM182 233V232H181ZM180 233V234H181ZM220 233V232H219ZM139 234V233H138ZM196 234V233H195ZM194 235H192V241L194 240ZM210 234V233H209ZM212 234V233H211ZM222 234V233H221ZM160 235V234H159ZM184 235V234H183ZM188 235H189V232H188ZM219 235V234H218ZM252 235V234H251ZM181 236L182 238V235H179ZM178 236V237H179ZM190 236H191V233H190ZM212 236V235H211ZM220 236V235H219ZM243 236V235H242ZM250 236V234H249ZM136 237V236H135ZM143 237V236H142ZM160 237V236H159ZM185 237V236H183ZM188 237V236H187ZM228 238V235L226 236ZM145 238V237H144ZM147 238V236H146ZM204 238V236L202 237ZM226 238V240L229 242V240ZM255 238V237H254ZM31 239H34L33 241H36L37 245L35 246L34 243L35 242H30L29 240ZM140 239V238H139ZM137 240L136 239V244L141 248L142 251H147V248H149V241L148 239H145L147 240L146 243H144L143 241H140V240ZM143 239V238H142ZM150 239V238H149ZM225 239V238H224ZM232 239V238H231ZM171 241V240H170ZM232 242V241H231ZM32 243V244H30ZM209 243V241H208ZM170 244V243H168ZM195 244V243H193ZM234 244V243H233ZM252 244V243H251ZM154 245V244H153ZM167 245V244H166ZM190 245V244H189ZM199 245V244H198ZM235 245V244H234ZM147 246V247H146ZM162 246H164V244L162 243ZM176 246V245H175ZM196 246H197V243H196ZM254 245H252L253 247ZM198 247V246H197ZM200 247V246H199ZM198 247V249H199ZM260 247V245H259ZM127 248V249H128ZM193 248V249H192ZM192 251L193 252L195 249L197 250V248H194V246H192ZM255 248V247H254ZM173 249V248H172ZM179 249V248H178ZM186 249H188L186 247ZM190 249V250H191ZM108 250V249H107ZM177 250V249H176ZM216 250V249H215ZM226 250V249H225ZM257 250V249H256ZM109 251V252H110ZM178 251V250H177ZM198 251V250H197ZM262 251V250H261ZM107 252V251H106ZM108 252V253H109ZM171 252V251H169ZM199 252V251H198ZM201 252V251H200ZM199 252V253H200ZM264 252V251H263ZM111 253V252H110ZM196 253V252H195ZM260 253V252H259ZM147 254V253H145ZM186 254V253H185ZM192 254V253H190ZM184 255V254H183ZM115 256H116V259H115ZM230 256V255H229ZM144 258L146 257V255L143 256ZM139 258V257H138ZM178 258V257H177ZM184 258H186L184 256ZM201 258V256L199 257V259ZM204 258V257H203ZM211 258V257H210ZM222 258V257H221ZM111 259V258H110ZM176 259V258H174ZM206 259V258H205ZM165 260V259H164ZM164 260H159L158 263L156 264H165ZM170 260V259H167V261ZM202 260V259H201ZM208 260H206L207 262ZM193 262V261H192ZM205 262V261H204ZM119 263V261H118ZM191 263V262H190ZM210 263L212 264V262L210 261ZM210 263H206V264H210ZM120 264V263H119ZM145 264V263H144ZM151 264V263H150Z\"/></svg>",
    "mask_w": 264,
    "mask_h": 264
}]
</instances>
